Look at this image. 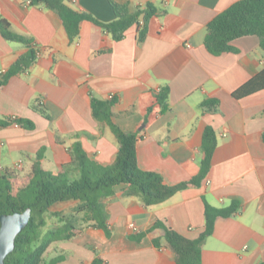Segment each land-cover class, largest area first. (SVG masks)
Masks as SVG:
<instances>
[{
	"label": "crops",
	"instance_id": "obj_1",
	"mask_svg": "<svg viewBox=\"0 0 264 264\" xmlns=\"http://www.w3.org/2000/svg\"><path fill=\"white\" fill-rule=\"evenodd\" d=\"M30 0H0V13L13 33L30 38L36 62L0 88V170L19 181L35 165L71 179L80 176L71 153L76 143L102 164L116 155L118 141L105 123L94 119L93 99L117 104L115 123L127 133L138 131V166L161 174L176 185L198 175L207 127L217 136L211 170L200 187H190L167 201L146 207L138 197H105V231L87 213L76 216V236L56 246V264H176L160 232L147 234L157 221L197 239L205 229L206 201L226 208L234 201L241 211L219 218L202 247V264H264V91L237 100L233 93L264 69L257 37L232 44L237 52L214 56L205 46L207 26L240 0H114L133 13L148 3L159 7L151 35L138 41L137 26L116 42L102 28L83 22L71 41L62 20ZM76 11L103 23L116 16L108 0H67ZM30 47L7 41L0 33V80ZM169 88L165 109L155 93ZM218 105L203 107L206 101ZM41 104L47 116L33 109ZM24 120L29 125H16ZM40 153V158L38 154ZM61 205L73 214L77 205ZM69 216V215H68ZM135 225L138 230H134ZM160 238L156 247L153 238ZM50 251V250H49Z\"/></svg>",
	"mask_w": 264,
	"mask_h": 264
},
{
	"label": "trees",
	"instance_id": "obj_2",
	"mask_svg": "<svg viewBox=\"0 0 264 264\" xmlns=\"http://www.w3.org/2000/svg\"><path fill=\"white\" fill-rule=\"evenodd\" d=\"M115 20L103 23L89 13L79 12L71 8L67 0H30L31 5H44L54 11L62 20L68 37L75 41L81 31L83 22H91L109 33L113 40L120 42L126 32L137 26L138 41L143 43L152 33L153 25L161 15L159 7L148 3L145 8L137 9L133 13L128 5L108 0ZM0 33L7 41L25 44L30 47L29 52L19 57L7 72L2 74L0 88L11 77L26 72L36 62V51L30 38L15 34L10 23L0 13ZM257 37L264 51V0H240L218 15L207 26L205 46L214 56L237 52L233 42L243 37ZM264 91V69L246 84L233 93L237 100ZM169 88L155 93V103L166 108L169 98ZM117 104L115 98L111 100L93 99L91 102L94 119L105 122L118 141V151L112 162L102 164L94 156L87 153L81 143L73 146L71 153L74 164L80 173L78 179H71L65 174H53L35 165L31 174L22 181L13 180L0 170V216L3 214L22 213L26 209L32 210L29 225L17 237L15 251L6 258V264H56L59 258L49 259L48 253L53 245L71 241L77 234L76 216L87 213L97 226L105 231L107 213L103 199L120 194L126 197H138L146 207L161 204L176 193L190 187H200L207 178L212 160L217 148V136L211 127H207L203 134V160L198 175L189 181L176 185L165 183L161 174L142 171L138 166L137 144L142 139L138 131L124 132L115 123L112 109ZM218 105L217 100L206 101L203 107ZM33 109L44 116L46 110L41 104L33 105ZM10 122L0 121L1 126ZM15 124L29 125L24 120H15ZM264 142V133L262 134ZM40 158V153L38 154ZM68 201L77 202L73 214L70 216L53 208ZM205 204V229L197 239H189L162 221L151 225L146 233L140 235L141 240L147 234L160 232L163 240L175 255L176 264H202V247L204 242L214 234L215 225L219 218L228 219L241 211V204L234 201L229 207L216 208ZM53 220V224L50 222ZM156 247H160V238H153ZM91 264H102L98 258Z\"/></svg>",
	"mask_w": 264,
	"mask_h": 264
},
{
	"label": "water",
	"instance_id": "obj_3",
	"mask_svg": "<svg viewBox=\"0 0 264 264\" xmlns=\"http://www.w3.org/2000/svg\"><path fill=\"white\" fill-rule=\"evenodd\" d=\"M31 216L30 208L0 216V264H6V258L15 251L16 239L29 225Z\"/></svg>",
	"mask_w": 264,
	"mask_h": 264
},
{
	"label": "rangeland",
	"instance_id": "obj_4",
	"mask_svg": "<svg viewBox=\"0 0 264 264\" xmlns=\"http://www.w3.org/2000/svg\"><path fill=\"white\" fill-rule=\"evenodd\" d=\"M18 178L17 177H14V181L17 180ZM63 207L61 205H56L54 208H53V211H57V212H60V213H64L65 215H69L70 216V212L71 211H67L69 212V214H66V210L62 209ZM50 222V225L53 224V220L49 221ZM65 243V242H63ZM59 244L61 243H57L55 245L52 246V248L50 249L49 253H48V256H51L50 254L53 253L54 250H56V246H58Z\"/></svg>",
	"mask_w": 264,
	"mask_h": 264
},
{
	"label": "built area",
	"instance_id": "obj_5",
	"mask_svg": "<svg viewBox=\"0 0 264 264\" xmlns=\"http://www.w3.org/2000/svg\"><path fill=\"white\" fill-rule=\"evenodd\" d=\"M29 3H30V1H29ZM4 73H5V72H3V74H4ZM113 98H114V97L111 96V97H110V100L113 99ZM16 125L18 126V124H16ZM131 227H132L135 231L138 230L137 227H136L135 225H131Z\"/></svg>",
	"mask_w": 264,
	"mask_h": 264
}]
</instances>
